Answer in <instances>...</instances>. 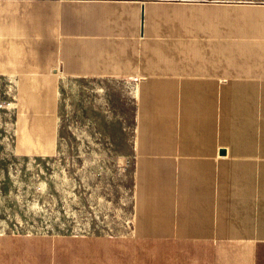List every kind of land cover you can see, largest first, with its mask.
<instances>
[{"label": "crops", "instance_id": "crops-1", "mask_svg": "<svg viewBox=\"0 0 264 264\" xmlns=\"http://www.w3.org/2000/svg\"><path fill=\"white\" fill-rule=\"evenodd\" d=\"M227 6L237 5L0 0L6 49L18 51L23 43L24 57L48 58L54 74L118 76L134 85L153 74L159 88L152 89L188 91L187 146L156 145L159 154L186 159L171 163L186 170L187 200L186 209L155 216L186 218V226L158 234L159 256L139 264H264V9L246 14ZM199 25L202 33L188 31ZM37 42L44 43L43 53L36 54ZM151 42L170 44L171 57H186L187 64L150 70ZM127 74L136 76L128 80ZM63 250V257L52 256L43 236L0 233V264H69L66 243ZM76 264L97 263L85 258Z\"/></svg>", "mask_w": 264, "mask_h": 264}, {"label": "rangeland", "instance_id": "rangeland-1", "mask_svg": "<svg viewBox=\"0 0 264 264\" xmlns=\"http://www.w3.org/2000/svg\"><path fill=\"white\" fill-rule=\"evenodd\" d=\"M226 2L246 14L264 9V0ZM199 27L188 31L202 33ZM19 44L13 52L0 40V233L43 236L56 257L66 243L69 264L159 256L157 235L187 219L155 215L186 209L187 194L186 170L171 163L186 159L159 154L156 145L187 146L188 91L151 89L142 105L136 86H154L156 77L134 85L118 76L54 74L48 58L28 59ZM171 48L149 43L148 68L186 65ZM35 49L43 53L44 43Z\"/></svg>", "mask_w": 264, "mask_h": 264}, {"label": "bare ground", "instance_id": "bare-ground-1", "mask_svg": "<svg viewBox=\"0 0 264 264\" xmlns=\"http://www.w3.org/2000/svg\"><path fill=\"white\" fill-rule=\"evenodd\" d=\"M158 8V7H157ZM179 9V8H178ZM158 10H160V9H158ZM163 10V9H162ZM153 11V10H152ZM154 13V12H153ZM163 13V12H162ZM175 14H176V12H175ZM176 16V15H175ZM181 24V23H180ZM163 42V41H162ZM166 43H167V41H166ZM174 43V42H173ZM182 43V42H181ZM184 43V42H183ZM175 44V43H174ZM15 45V44H14ZM176 45H178V43L176 44ZM174 46V45H173ZM15 48L17 47V45L16 46H14ZM13 47V48H14ZM147 47H148V45H147ZM153 47V46H152ZM152 47L150 48V50L152 49ZM156 47V46H155ZM154 47V48H155ZM170 47V46H169ZM177 47V46H176ZM145 48V47H144ZM11 49V48H10ZM17 49H18V47H17ZM22 49V48H21ZM172 49H174L173 47H172ZM159 50H161L160 48L158 49V51ZM175 50V49H174ZM20 51V50H19ZM162 51V50H161ZM177 51V50H176ZM179 51H180V49H179ZM156 53H157V51H156ZM159 53H161V52H158V54ZM170 53V52H169ZM178 53H180V52H178ZM183 53V52H182ZM165 55H166V53H164ZM171 54V53H170ZM156 55V54H155ZM168 55V54H167ZM185 55V54H184ZM140 56V55H139ZM171 56V55H170ZM179 56V55H178ZM161 57V56H160ZM162 57H163V55H162ZM165 57V56H164ZM183 57V56H182ZM185 57V56H184ZM166 58V57H165ZM186 58V57H185ZM172 59H175V58H173V56H172ZM180 59V58H179ZM187 60V59H186ZM163 61H167V58L165 59V60H163ZM168 61H170L169 59H168ZM172 61V60H171ZM174 61V60H173ZM155 62H156V60H155ZM160 62V61H159ZM164 62V63H165ZM186 63H187V61H185ZM184 62V63H185ZM170 63V62H169ZM174 63H176V62H174ZM139 64V63H138ZM166 65V64H165ZM169 66H170V64H169ZM173 66H174V64H173ZM36 67H38V65L36 66ZM157 68V67H156ZM164 68V67H163ZM170 68V67H169ZM161 69V68H160ZM166 69V67L164 68V70ZM163 70V69H162ZM177 70V69H176ZM138 71V70H137ZM170 71V70H169ZM38 73V72H37ZM62 73H64V72H62ZM139 73V72H138ZM164 74V73H163ZM166 74H167V70H166ZM78 75H80V74H78ZM82 75V74H81ZM86 75V74H85ZM101 76L102 75H104V74H100ZM128 75H136V74H127V75H125V76H128ZM151 75H153V74H151ZM151 75H148V76H150V77H153V76H151ZM173 76V75H172ZM37 76H35V78H36ZM157 77H158V75H157ZM159 77H161V76H159ZM162 77H164V75L162 76ZM167 77V76H166ZM168 77H169V75H168ZM38 78V77H37ZM156 79V78H155ZM157 80V79H156ZM35 82V81H34ZM151 82H153V81H151ZM157 83V82H156ZM32 84V83H31ZM36 85V84H35ZM153 85V84H152ZM157 86V85H156ZM161 86V85H160ZM158 87V86H157ZM159 88V87H158ZM157 88V89H158ZM163 89H164V86L162 87ZM152 88H151V86L149 85H147V86H144L143 87V89H142V87H141V85H138V86H136V93H137V96H139V95H142V99H141V104L142 105H144V104H146L147 102H148V98L151 96L149 93H150V90H151ZM153 89H154V87H153ZM169 89V88H168ZM172 89V88H171ZM143 90V91H142ZM159 90V89H158ZM173 90V89H172ZM171 90V91H172ZM33 91H34V89H33ZM154 91H157V90H154ZM160 92H161V90H159ZM171 91H169V92H171ZM165 93L167 92V91H164ZM168 92V93H169ZM162 93V92H161ZM157 94V93H156ZM156 94H155V96H156ZM159 94V93H158ZM171 94V93H170ZM162 95V94H161ZM160 96V95H159ZM164 96V95H163ZM38 97V96H37ZM158 97V96H157ZM169 97V96H168ZM155 98V97H154ZM165 98V97H164ZM162 99V98H161ZM159 100V99H158ZM155 101V100H154ZM160 102V101H159ZM167 102V101H166ZM165 103V102H164ZM163 106V105H162ZM171 106V105H170ZM48 110V109H47ZM174 110V109H173ZM187 111V110H186ZM168 113V112H167ZM174 113V112H173ZM171 115H173L172 113H171ZM171 117H173V116H171ZM171 117H169V119L171 118ZM50 118V117H49ZM167 117H165V119H166ZM24 119V118H23ZM45 119H47V118H45ZM172 119V118H171ZM170 119V120H171ZM20 121V120H19ZM53 121V120H52ZM143 121V118H141V122ZM163 121H164V119H163ZM173 121V120H172ZM51 122V121H50ZM53 122H55V121H53ZM144 122V121H143ZM159 122V120L157 119V126H158V123ZM174 122V121H173ZM48 124H50V123H48ZM54 124V123H53ZM142 124H144V123H142ZM51 125V124H50ZM49 126V125H48ZM51 126H53V125H51ZM55 126V125H54ZM146 126V125H145ZM173 126H174V123H173ZM151 129H153V127L151 128ZM156 129V128H155ZM54 132V131H53ZM158 130L157 131H155V133H157V135H158ZM40 133V132H39ZM39 137V136H38ZM42 142V141H41ZM39 143V142H38ZM39 144H41V143H39ZM43 144V143H42ZM42 144H41V147H42ZM44 145V144H43ZM46 145V144H45ZM45 145L43 146L44 147V149H45ZM35 147V146H34ZM33 147V148H34ZM36 149V148H35ZM38 149V148H37ZM43 149V150H44ZM32 150H34V149H32ZM39 150V149H38ZM37 150V151H38ZM41 150V149H40ZM35 151V150H34ZM33 151V152H34ZM32 152V151H31ZM34 154H35V152H34ZM45 154V153H44ZM145 176H146V174H144ZM152 176V175H151ZM143 177V176H142ZM148 177V176H147ZM150 178V177H149ZM148 178V179H149ZM145 179H147V178H145ZM145 179H144V181H145ZM151 181H153V177H152V179H151ZM151 187V186H150ZM147 190H148V188H147ZM143 195V194H142Z\"/></svg>", "mask_w": 264, "mask_h": 264}, {"label": "water", "instance_id": "water-1", "mask_svg": "<svg viewBox=\"0 0 264 264\" xmlns=\"http://www.w3.org/2000/svg\"><path fill=\"white\" fill-rule=\"evenodd\" d=\"M220 152H222V153H223V152H224V150H221Z\"/></svg>", "mask_w": 264, "mask_h": 264}]
</instances>
